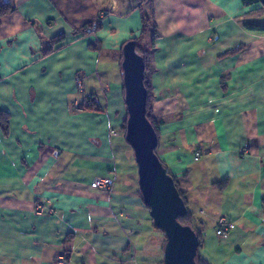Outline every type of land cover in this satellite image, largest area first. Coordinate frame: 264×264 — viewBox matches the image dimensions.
Returning <instances> with one entry per match:
<instances>
[{"label": "crops", "instance_id": "crops-1", "mask_svg": "<svg viewBox=\"0 0 264 264\" xmlns=\"http://www.w3.org/2000/svg\"><path fill=\"white\" fill-rule=\"evenodd\" d=\"M0 1L13 9L0 16V264L161 260L122 129L121 49L133 38L149 54L156 155L201 233L200 257L264 264V33L245 28L264 25L259 1ZM90 98L97 110L80 106ZM95 178H112V193ZM222 216L235 225L226 238Z\"/></svg>", "mask_w": 264, "mask_h": 264}, {"label": "water", "instance_id": "water-1", "mask_svg": "<svg viewBox=\"0 0 264 264\" xmlns=\"http://www.w3.org/2000/svg\"><path fill=\"white\" fill-rule=\"evenodd\" d=\"M258 1L264 7V0ZM121 54L126 110L124 140L133 154L142 203L149 211L153 228L159 230L164 237L161 264H197L198 235L190 225L179 222L180 218L187 215L188 210L173 178L156 155L158 138L146 117L144 60L136 51L133 39L123 44Z\"/></svg>", "mask_w": 264, "mask_h": 264}, {"label": "trees", "instance_id": "trees-1", "mask_svg": "<svg viewBox=\"0 0 264 264\" xmlns=\"http://www.w3.org/2000/svg\"><path fill=\"white\" fill-rule=\"evenodd\" d=\"M142 1L143 0L135 1V2L136 3H140ZM11 10H13V9H12V6L9 3L0 1V16L5 15L6 13L10 12ZM141 19H142V35H145L146 31L152 30V23L150 22V19L146 15H142ZM94 27H95V25H91V26L90 25H86V26H83L82 28H80L79 31L82 32V33H84L85 31H87L88 29L90 31H92V29ZM245 28L247 30L251 31V32H254V33H264V25H245ZM62 40H63V36L60 35L59 37L54 38L51 41H48L47 43L50 44V48H48L47 50H44L43 53L44 54H47V53L51 52L53 50L54 45L60 43ZM133 40L135 41V44H136V51L138 52V54H140L142 56V58L144 60V66H145L144 86H145V89L147 91L146 117L149 120V122L152 124V126H153V128H154V130L156 132L157 138H158L157 122L150 115V110H151L150 109V105H151V92H150V89H149V85L147 84V81H146V72H147V68H148V58H149V54L147 53V51H145L144 49L141 48V46L139 45L138 38H133ZM240 49H241V47H238L235 50H232L230 52L225 53V55L236 53ZM86 107H88L89 109L97 110V109H95V104L93 103V101L91 100V98L89 99V103L87 102V106ZM7 123H8V116L6 114L0 113V128H1V130L4 133L7 132V128H8L7 127ZM125 123H126V117L124 119V124H123V128H122L124 131H125ZM162 165L165 167V165L163 163H162ZM167 173L169 174L168 170H167ZM173 180H174L175 186H176V188H177V190H178V192L180 194V197L182 198V200L184 201V203L186 205V200H185V197H184L183 193L179 190V188L177 186V183H176V181H175L174 178H173ZM186 207H187V205H186ZM179 222L181 224H183V225H190L195 230L196 234L198 235L199 249H200V247L202 245V236H201V233L199 232V230L197 228L193 227L192 214L189 212V210L187 212V215L184 218H180L179 219ZM154 230H156L157 232H159L162 235V233L159 230H157L155 228H154ZM164 243H165V241H164V237L162 235V243H161V246H160L161 260L159 261L158 264H161V262H162V251H163ZM197 264H209V263L206 260H203L200 257V255H199L198 256V259H197Z\"/></svg>", "mask_w": 264, "mask_h": 264}, {"label": "built area", "instance_id": "built-area-1", "mask_svg": "<svg viewBox=\"0 0 264 264\" xmlns=\"http://www.w3.org/2000/svg\"><path fill=\"white\" fill-rule=\"evenodd\" d=\"M81 85H82V79L77 78L76 79V86L78 87L79 90H81ZM80 106H82V107L87 106V99H84ZM109 134L115 135L114 130H109ZM113 183H114V180L112 178H95L92 181V187L94 189L106 192L108 195H110L112 193ZM45 210L49 211L48 209H46L45 206H42V205H39L36 208V212L38 214L42 213ZM234 226L235 225H234L233 221H231L227 217L222 216L217 221L215 235L219 238H226L227 235L229 234V232L231 230H233ZM59 261L61 264H66V262H67L66 257H64V256L59 257Z\"/></svg>", "mask_w": 264, "mask_h": 264}, {"label": "rangeland", "instance_id": "rangeland-1", "mask_svg": "<svg viewBox=\"0 0 264 264\" xmlns=\"http://www.w3.org/2000/svg\"><path fill=\"white\" fill-rule=\"evenodd\" d=\"M127 148H128V150H129L130 160H131V162H132V164H133L134 175H136V167H135V165H134L133 154H132L131 148H130L128 145H127ZM136 180H137V179H136Z\"/></svg>", "mask_w": 264, "mask_h": 264}]
</instances>
